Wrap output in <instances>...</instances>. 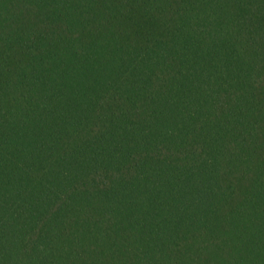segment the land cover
Instances as JSON below:
<instances>
[{"label": "trees", "instance_id": "obj_1", "mask_svg": "<svg viewBox=\"0 0 264 264\" xmlns=\"http://www.w3.org/2000/svg\"><path fill=\"white\" fill-rule=\"evenodd\" d=\"M0 264H264V0H0Z\"/></svg>", "mask_w": 264, "mask_h": 264}]
</instances>
